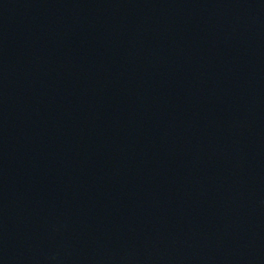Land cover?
I'll use <instances>...</instances> for the list:
<instances>
[{
    "label": "water",
    "instance_id": "water-1",
    "mask_svg": "<svg viewBox=\"0 0 264 264\" xmlns=\"http://www.w3.org/2000/svg\"><path fill=\"white\" fill-rule=\"evenodd\" d=\"M82 0H0V22L30 16Z\"/></svg>",
    "mask_w": 264,
    "mask_h": 264
}]
</instances>
